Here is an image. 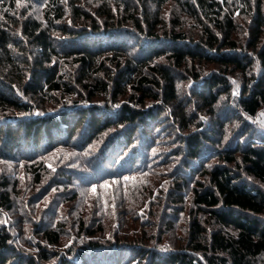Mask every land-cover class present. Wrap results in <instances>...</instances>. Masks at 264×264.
I'll use <instances>...</instances> for the list:
<instances>
[{"label":"trees","instance_id":"16d2710c","mask_svg":"<svg viewBox=\"0 0 264 264\" xmlns=\"http://www.w3.org/2000/svg\"><path fill=\"white\" fill-rule=\"evenodd\" d=\"M41 1L0 0V156L15 151L39 154L41 146L51 149L57 143L69 145L70 140L74 142L72 138L90 142L107 129L98 165L100 174L108 176L104 162L112 158L109 165L115 167L126 158L135 157L142 142L149 141L145 133L148 124L155 123L164 106L177 99L174 69L184 66L188 59L217 62L242 72H248L252 66L251 59L235 51L230 55L223 53L218 58L202 51L215 48L219 53L222 48L236 49L238 46L231 37L233 19L224 15L218 0H175L186 13L202 22L197 42H192L183 29H178V23L173 21L172 24L163 18V9L169 0H148V3L147 0H99L95 10L103 20L98 27L90 16L81 14L84 11L76 5L79 0H69L74 19L82 15L90 20V27L85 29L64 23L65 7L58 0H46L43 21L33 13H26L29 7L21 5ZM149 1L153 10L149 9ZM241 1L255 20L249 46L256 47L262 34L260 27L264 26V0ZM53 31L63 33L65 56L72 58L71 63L78 68V75H72V79L60 74L59 61H53L59 53L53 43ZM162 40L168 43L167 48L161 45ZM33 49L37 53H32L34 60L28 61L32 58L28 53ZM103 53L111 54L108 60L115 66L101 80L99 73L107 70L103 61L98 62ZM160 57L166 58L169 65L154 61ZM259 57L264 70V45ZM262 73L261 79L254 75L248 78L240 96V105L250 117L264 105V71ZM191 75L201 86L196 91L201 106L211 115L215 114L213 105L219 99L220 90H227L225 77L217 73L209 78H200L199 72ZM73 81L88 90V100H70L51 112H37L32 101L19 97L21 92L39 98L49 93L71 94L77 88ZM127 88L138 94L139 103L146 98L162 101L154 108L143 109L116 102ZM102 91L104 95H111L109 102L99 105L89 101ZM100 106L103 113L98 112ZM178 110L179 121L184 124V109ZM243 119L240 118L241 122ZM195 126V131L182 138L190 159L206 152L204 144L212 141L210 133L199 131L201 121ZM78 127L81 130L72 137ZM246 128L251 130L249 126ZM259 142L238 140L224 149L217 148L215 156L224 163L208 170L206 185L197 181L200 186L195 188L193 195L200 211L219 225L230 227L233 234L212 232L211 240H206L200 221L194 217L188 244L193 251L158 249L160 237L146 231L134 235L130 242L117 239L110 243H102L94 239L91 232H86L92 238L55 250L50 247L59 244L62 233L59 227H54L44 229L32 254L18 248L4 228H0V264H261L264 256V143ZM186 166L190 165L184 164L183 168ZM0 199L1 204L8 205L7 194L2 193ZM195 252H200L202 257Z\"/></svg>","mask_w":264,"mask_h":264},{"label":"rangeland","instance_id":"374dc122","mask_svg":"<svg viewBox=\"0 0 264 264\" xmlns=\"http://www.w3.org/2000/svg\"><path fill=\"white\" fill-rule=\"evenodd\" d=\"M218 1L223 7L224 15L233 19L234 30L231 37L237 41L238 46L236 49L222 48L219 53L215 48L202 51H207L216 58L223 53L230 55L235 51L251 59L252 66L248 72H242L235 70L233 66L226 68L217 62L188 59L184 66L174 69L177 99L164 106V111L158 115L155 123L148 124L145 133L149 141L146 144L142 142L143 145L138 147L135 157L126 158L125 162L115 167L109 165L111 158L103 164L109 175L100 174L98 160L104 151L102 139L107 129L90 142L88 139L72 138L74 142L70 140L69 145L57 143L51 149L41 146L39 154L15 151L10 155L0 156V195L7 194L9 201L8 205L0 203V228H4L10 235V241L18 248L34 254V245L41 240L44 229L59 227L62 233L60 242L50 247L55 250H62L76 242L92 238L86 232H91L94 239H99L102 243H110L117 239L130 242L134 235L146 231L149 235L160 237L156 246L158 249L193 251L188 244L190 245V223L194 217L200 221L206 240H211L212 232L224 235L234 233L230 227L219 225L207 213L200 211L194 204L193 195L195 188L200 186L197 181L206 185L208 170L224 163L220 157L215 156L217 148L224 149L228 144H236L238 140L241 142L255 139L264 143V105L257 110L254 117H250L240 105V96L248 78L251 75L257 79L263 77L259 50L264 45V26L260 27L262 34L256 47L249 46L255 20L246 11L248 8L241 0ZM58 2L65 7L64 23L76 25L78 29L90 27V20H95L97 27L102 25V16L95 10L100 4L99 0L76 2L84 11L81 14L90 16V20L82 15L74 19L68 5L69 0ZM45 3L46 0H42L37 4L21 5L29 7L26 13H33L43 21ZM149 3V9L153 10V4L150 1ZM115 5L114 2L113 6ZM162 16L169 23H178V29H183L192 42L198 41L202 22L186 13L178 2L169 0L164 6ZM16 17L20 18L19 14ZM52 35L59 52L53 61H59L60 74L72 79V75H78V68L71 63L72 58L65 56L66 42H63V33L53 31ZM89 37L98 39L97 36ZM161 43L163 47H168L166 41L162 40ZM32 53L36 54L37 51L33 49L28 54ZM34 54L30 55L32 58H28V61L34 60ZM100 55L98 62L103 61L104 68L107 69L99 73V79L102 80L115 64L108 60L112 57L110 53ZM124 59L125 56L121 58ZM154 61L169 65L166 58L160 57ZM192 72H199L200 78H209L212 73L225 77L227 90H220L219 99L213 105L215 114L211 115L207 108L201 106L196 94L201 86L196 83L198 80L193 79ZM73 84L76 85L74 81ZM76 87L71 94L57 92L39 98L21 92L19 97L32 101L37 112H51L66 101L89 99L90 94L86 88L79 85ZM138 97L132 88H127L115 101L136 105L142 109L149 106L154 108L155 104L162 101L146 98L143 103H139ZM110 100L111 95H104L102 91L95 93L89 101L101 105ZM181 107L184 109V124L179 121L180 112L177 114ZM98 112L103 113L101 106ZM242 117L244 119L241 122ZM200 121L202 126L199 131L210 133L213 142L204 144L206 152L198 158L190 159L185 153L182 138L195 131V125ZM184 127L189 128L188 132ZM80 130L81 127H78L72 137ZM246 130L249 131L248 134L242 137ZM247 136L250 138L245 139ZM115 159L119 158L115 156ZM184 164L190 166L184 169ZM253 182L260 185L257 181ZM260 263L264 264V256Z\"/></svg>","mask_w":264,"mask_h":264}]
</instances>
